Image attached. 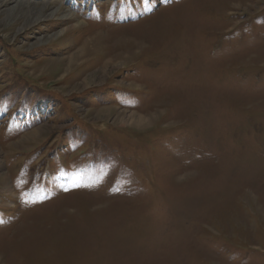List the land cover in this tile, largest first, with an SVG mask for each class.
I'll return each instance as SVG.
<instances>
[{"label": "rangeland", "instance_id": "obj_1", "mask_svg": "<svg viewBox=\"0 0 264 264\" xmlns=\"http://www.w3.org/2000/svg\"><path fill=\"white\" fill-rule=\"evenodd\" d=\"M25 1L8 26L0 0V264H264V0Z\"/></svg>", "mask_w": 264, "mask_h": 264}, {"label": "bare ground", "instance_id": "obj_2", "mask_svg": "<svg viewBox=\"0 0 264 264\" xmlns=\"http://www.w3.org/2000/svg\"><path fill=\"white\" fill-rule=\"evenodd\" d=\"M48 5V4H46ZM45 8V5L43 6ZM60 6L57 7V10H60ZM17 9H21V12L23 13H27V17L28 18H34V21H38V17L39 15H41V7L40 6H36L35 4H29L27 1L25 0H17L16 2V5L12 6V14L9 16V19H8V22H7V25H17L18 24V20L17 18L15 17V11ZM35 14V15H34ZM55 12L52 11V16H54ZM34 15V17H33ZM28 22H26L25 24H22V26H19L18 27V30L19 31H22L24 30L25 28L28 27ZM69 59V58H68ZM66 62L68 60H65ZM64 66V65H63ZM68 70H69V64L67 66H65Z\"/></svg>", "mask_w": 264, "mask_h": 264}]
</instances>
